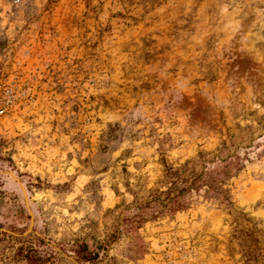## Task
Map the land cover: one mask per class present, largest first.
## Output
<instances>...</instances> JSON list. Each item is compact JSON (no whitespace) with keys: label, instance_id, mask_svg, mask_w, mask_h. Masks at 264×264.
Listing matches in <instances>:
<instances>
[{"label":"rangeland","instance_id":"obj_1","mask_svg":"<svg viewBox=\"0 0 264 264\" xmlns=\"http://www.w3.org/2000/svg\"><path fill=\"white\" fill-rule=\"evenodd\" d=\"M0 264H264V0H0Z\"/></svg>","mask_w":264,"mask_h":264}]
</instances>
